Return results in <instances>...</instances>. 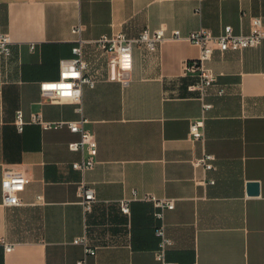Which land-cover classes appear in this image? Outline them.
I'll return each mask as SVG.
<instances>
[{
    "label": "crops",
    "instance_id": "obj_1",
    "mask_svg": "<svg viewBox=\"0 0 264 264\" xmlns=\"http://www.w3.org/2000/svg\"><path fill=\"white\" fill-rule=\"evenodd\" d=\"M259 15L264 0H0V32L13 41L12 55L0 61V264H163L149 194L175 202L165 213L169 261L264 264V40L241 51L216 49L208 62L216 83L206 92L191 88L200 77L186 74L184 63L200 47L184 38L156 51L135 46L126 82L122 70L109 78L108 57L95 43L147 27L186 36L232 25L248 33ZM80 37L94 86H83L80 103L44 95L41 84L60 78L61 60L75 56ZM18 110L27 121L22 131ZM35 114L86 119L98 143L96 165L73 168L82 153L70 143L80 133L44 129L31 122ZM199 118L204 136L195 140L190 127ZM205 155L213 156L212 169L194 165ZM7 167L28 178L21 205L3 203ZM250 182L259 183L258 194H248ZM82 183L95 190L88 213ZM122 199L131 201L130 214ZM85 234L95 254L74 242Z\"/></svg>",
    "mask_w": 264,
    "mask_h": 264
},
{
    "label": "built area",
    "instance_id": "obj_2",
    "mask_svg": "<svg viewBox=\"0 0 264 264\" xmlns=\"http://www.w3.org/2000/svg\"><path fill=\"white\" fill-rule=\"evenodd\" d=\"M202 1V0H199ZM200 7L197 8L199 11ZM81 25L73 28V32L80 34ZM184 38L191 43L200 47L198 57L188 60L184 63L185 73H196L200 77L199 83L193 85L192 89H199L206 92L216 83V75L208 66V62L212 59L214 51L235 50L241 51L249 47H257L264 40V15L254 16L251 20V28L248 33H236L232 25H225L224 30L215 35L211 30L201 27L191 31L188 35L183 36L179 29H175L168 35L164 28L151 29L145 28L138 36L129 37L124 32L114 35H103L95 40L97 46L108 57L109 78L116 80L119 78V70L125 73V82L127 73L133 68L134 47L144 46L150 51H156L161 44L167 39ZM83 42L80 37L77 44L73 47L75 56L70 59L61 60L60 78L54 81H47L41 84L43 94L50 98H67L76 103L81 102L82 89L84 85L94 86L95 80L90 76L88 71V62L83 56ZM12 39L8 32H0V61L8 59L12 55ZM31 49L35 48V43H31ZM219 93L223 94L221 89ZM210 104H205L208 109ZM31 122L40 124L44 129L69 127L71 131L80 133V139L70 143L72 150L80 151L82 159L72 164L73 168L82 172L92 169L97 163L98 143L93 132L85 127L86 119L79 121H46L40 114L32 116ZM15 123L19 131L24 129L27 121L24 118L22 110L16 112ZM204 118H199L191 123L190 136L193 139H202ZM212 155H205L194 161L195 166H203L205 169L214 167ZM28 178L21 172L7 167L4 170L1 181L3 203L7 206L21 205V193L25 190ZM81 204L84 212L88 213L93 208L96 200L95 190L92 187L82 183L79 187ZM144 199L151 201L154 205V217L157 220L155 233L159 237V247L156 251V257L163 264H177L167 259V250L173 244V240L168 236L165 224V213L167 210L175 207L174 199L168 197H157L156 195H145ZM130 200L122 199L120 208L123 213L130 214ZM84 245L86 255L95 254L96 249L88 245L86 234L78 237L74 241ZM5 250L11 251L13 244L4 243ZM83 264L84 261H79Z\"/></svg>",
    "mask_w": 264,
    "mask_h": 264
},
{
    "label": "water",
    "instance_id": "obj_3",
    "mask_svg": "<svg viewBox=\"0 0 264 264\" xmlns=\"http://www.w3.org/2000/svg\"><path fill=\"white\" fill-rule=\"evenodd\" d=\"M259 193V183L258 182H250L248 184V194L256 195Z\"/></svg>",
    "mask_w": 264,
    "mask_h": 264
}]
</instances>
